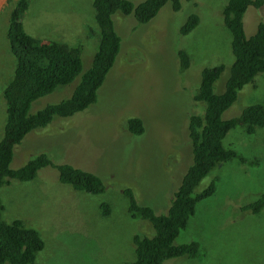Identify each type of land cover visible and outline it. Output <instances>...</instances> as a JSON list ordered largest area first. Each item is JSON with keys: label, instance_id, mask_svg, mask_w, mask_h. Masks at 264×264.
<instances>
[{"label": "rangeland", "instance_id": "rangeland-1", "mask_svg": "<svg viewBox=\"0 0 264 264\" xmlns=\"http://www.w3.org/2000/svg\"><path fill=\"white\" fill-rule=\"evenodd\" d=\"M17 1L0 0V139L7 117L4 88L17 62L8 38ZM133 1L137 5L144 0ZM227 1L182 0L179 11L168 1L148 23H138L135 12H116L121 52L97 102L73 116H56L16 146L12 168L43 153L52 162L33 180L12 179L0 188L4 218L23 220L26 226L36 228L45 242L35 264H134V235L152 237L155 228L150 221L131 215L123 189L132 188L139 203L159 213L170 206L193 160L189 119L192 113H204L203 102L194 99L202 70L225 65L214 84L215 91L221 93L235 62L232 37L224 24ZM92 2L28 0L22 21L28 33L45 41L81 45L85 71L99 41ZM192 12L199 14L200 23L188 34H180ZM262 20L264 6H250L244 16L248 37ZM180 51L188 55L186 68H182ZM72 91V85L59 86L56 92L35 100L30 112L69 97ZM258 103L264 104V73L239 91L223 117L238 116ZM130 117L143 119L142 134L128 130ZM224 143L248 160L224 161L202 179L197 192L212 180L216 190L198 202L187 228L175 240L176 244L198 241L201 254L168 259L165 264H264V208L259 213L242 210L264 193V128L248 134L237 126L228 132ZM61 163L100 175L105 192L92 194L62 182L57 168ZM104 201L112 207L110 216L102 213Z\"/></svg>", "mask_w": 264, "mask_h": 264}, {"label": "trees", "instance_id": "trees-1", "mask_svg": "<svg viewBox=\"0 0 264 264\" xmlns=\"http://www.w3.org/2000/svg\"><path fill=\"white\" fill-rule=\"evenodd\" d=\"M168 1L172 2L174 11L182 9V0H144L137 5L133 0H93L99 45L91 66L85 71L82 46L45 41L28 33L22 21L28 9V0L17 1L8 29L11 50L17 62L11 69L14 74L4 88L7 117L4 135L0 139V188L10 184L12 179L33 180L41 168L52 163L48 155L43 153L29 159L21 167H11L15 146L29 132L46 127L56 116H73L97 102L99 90L121 52L122 37L115 24L114 14L118 11L123 14L135 12L137 22L148 23ZM250 6L261 8L264 0H228L223 8L224 24L232 37L235 62L221 93L215 91L214 84L225 65L219 63L202 70L201 86L194 99L203 102L204 113H192L189 119L193 162L174 192L166 212L159 213L152 206L139 203L132 188L123 189L129 200L128 211L131 215L150 221L155 228L152 237L134 235V264H165L168 259L181 256L196 258L201 254L198 241L175 243L180 232L187 228L190 217L196 213L198 202L215 192L216 181L212 180L199 192L196 188L204 177L224 161L232 158H238L241 162L248 160L234 148L225 145L224 139L232 128L242 126L248 134L255 133L257 127L264 128L262 103L247 106L238 116L228 119L223 117V113L236 101L239 91L246 84L254 82L258 74L264 73V20L258 23L255 33L248 37L244 16ZM199 23V14L192 12L179 33L188 34ZM179 56L182 68L188 67L187 53L180 51ZM79 75L81 78L74 85L71 96L47 103L34 113L30 112L35 100L56 92L59 86L74 83ZM127 127L135 134L145 131L141 117H130ZM57 168L59 179L77 190L92 194L104 193L106 190L103 178L92 171L70 163L58 164ZM263 208L264 193L256 201L245 204L242 210L259 213ZM4 210L0 195V264H35L37 253L45 246L40 232L26 226L21 219L7 221L3 216ZM101 210L103 215L110 216L112 207L104 201Z\"/></svg>", "mask_w": 264, "mask_h": 264}, {"label": "clouds", "instance_id": "clouds-1", "mask_svg": "<svg viewBox=\"0 0 264 264\" xmlns=\"http://www.w3.org/2000/svg\"><path fill=\"white\" fill-rule=\"evenodd\" d=\"M92 6H93V2H92ZM94 8V7H93ZM61 42H64V41H61ZM98 45H99V41H98ZM98 45H97V49H98ZM97 52V50H95V53ZM95 53H94V56H95ZM82 57H83V47H82ZM83 61H84V59H83ZM93 61V60H92ZM77 83V82H76ZM75 82L74 83H72V84H70V85H72L73 86V90H74V85L76 84ZM72 93H73V91H72ZM72 93H71V95H72ZM70 95V96H71ZM40 128H42V127H40ZM37 129H39V128H37ZM35 130V129H34ZM33 131V130H32ZM18 145V144H17ZM16 145V146H17ZM16 146H15V148H16ZM14 151H15V149H14ZM192 162H193V160H192ZM173 259V258H172Z\"/></svg>", "mask_w": 264, "mask_h": 264}]
</instances>
